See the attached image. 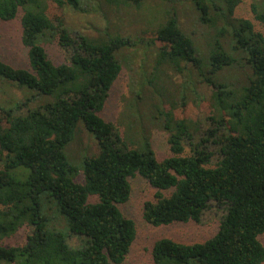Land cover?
<instances>
[{
    "label": "trees",
    "instance_id": "16d2710c",
    "mask_svg": "<svg viewBox=\"0 0 264 264\" xmlns=\"http://www.w3.org/2000/svg\"><path fill=\"white\" fill-rule=\"evenodd\" d=\"M48 1L80 10L84 0H0V19L11 20L20 8L24 11L22 41L31 66V70L15 68L0 60V77L52 97L33 109L28 108L31 98L15 109L0 106V238L25 224L32 227L23 244L0 246V264H124L137 226L120 206L130 199V177L137 174L158 189L155 200L144 206V218L153 225L201 222L212 206L222 212L218 231L204 242L182 243L168 237L156 241L153 264L264 263L260 240L264 234V36L251 21L238 20L233 48L243 53L252 73L234 90L224 70L236 58L219 39L204 58L175 15L155 31L162 42L159 63L183 60L196 65L220 104L219 116H210L217 125L206 129L195 143L187 122L166 111L164 128L170 133L173 155L160 161L149 142L143 150L127 146L117 126L100 115L122 71L116 53L128 41L120 36L98 41L72 34L62 17L48 15ZM241 1L196 0V4L202 20L211 21L207 17L211 10L223 6L233 15ZM254 11L264 24V10L254 7ZM56 34L70 52L69 63L55 65L39 42ZM80 120L100 146L97 155L83 160L81 183L75 181L80 169L65 152ZM187 142L191 155H183ZM172 189L170 195L163 192ZM92 195L98 197L96 202L89 201ZM49 200L66 219L69 235L79 236L84 246L71 245L63 231L50 226L44 213Z\"/></svg>",
    "mask_w": 264,
    "mask_h": 264
},
{
    "label": "rangeland",
    "instance_id": "374dc122",
    "mask_svg": "<svg viewBox=\"0 0 264 264\" xmlns=\"http://www.w3.org/2000/svg\"><path fill=\"white\" fill-rule=\"evenodd\" d=\"M47 4L48 15L52 18L62 17L64 27L72 34H81L98 41L120 36L128 41L116 53L122 71L113 83L100 115L117 126L127 146L143 150L149 142L160 161L173 155L168 140L170 133L164 128L166 111L172 110L176 120L187 122L195 133V143L206 129L217 125L210 116H219L220 104L205 75L200 73L196 65L183 60L179 63H159L162 42L155 38V31L171 15H175L181 29L193 37L199 55L204 58L208 57L212 44L219 39L236 58L235 64L224 70L225 79L234 90H239L252 73L243 59V53L233 48V31L238 20L251 21L254 30L264 36V24L256 18L254 11V7L257 11L264 10V0H242L233 15H229L223 6L215 12L211 10L207 17H212L214 22L212 18L211 21L202 20V11L196 0H84L80 10L68 5L58 7L51 1ZM23 13L20 8L14 19H0V60L15 68L31 70L28 47L22 41ZM55 36L41 37L39 42L55 65L69 63L70 52L62 48L58 36ZM205 60L207 62L208 59ZM207 66L203 68L206 76ZM221 78L224 79V76ZM27 98H31L28 108L32 109L52 99L51 96L38 94L36 90L20 87L16 82L0 77L1 107L15 109ZM224 115L230 119L227 114ZM230 120L227 123H231ZM191 148L189 142L185 143L183 155H191ZM65 152L71 163L80 169L75 181L83 182V160L100 152L97 138L87 129L83 120L78 122L75 136L66 146ZM216 162L215 158L212 166ZM1 168L3 165L0 160ZM130 182V199L120 208L125 216L135 221L137 237L124 264H153L152 249L161 238L168 237L182 243L204 242L218 231L222 212L216 206L205 211L201 222H176L160 226L147 222L143 215L144 206L147 201L155 200L158 189L140 174L130 177ZM173 190L163 192L170 195ZM97 200V196H90V202ZM44 213L50 218V226L63 231L71 245H85L79 236L69 235L66 219L51 200L45 203ZM31 232L32 227L25 224L15 234L0 238V246L21 245ZM260 240L264 244V234Z\"/></svg>",
    "mask_w": 264,
    "mask_h": 264
}]
</instances>
